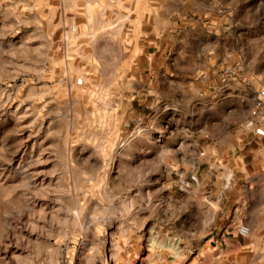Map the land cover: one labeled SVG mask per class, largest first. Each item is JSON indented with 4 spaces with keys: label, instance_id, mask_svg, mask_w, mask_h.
<instances>
[{
    "label": "rangeland",
    "instance_id": "obj_1",
    "mask_svg": "<svg viewBox=\"0 0 264 264\" xmlns=\"http://www.w3.org/2000/svg\"><path fill=\"white\" fill-rule=\"evenodd\" d=\"M242 120L264 0H0V264H264V202L223 189Z\"/></svg>",
    "mask_w": 264,
    "mask_h": 264
},
{
    "label": "crops",
    "instance_id": "obj_2",
    "mask_svg": "<svg viewBox=\"0 0 264 264\" xmlns=\"http://www.w3.org/2000/svg\"><path fill=\"white\" fill-rule=\"evenodd\" d=\"M244 122L245 121L243 120L240 121L239 127L237 129L230 132V134H228V132L223 135V141L226 142V149H222V157H226L225 165L227 170L229 169L235 173L233 182L229 184V186L225 185L223 189H227V193H224L226 198L235 202L232 216L234 215L236 217V221L242 220L239 219L241 217H245L244 206L242 205V207L239 208L240 199L242 204H244V200L246 199V203L248 204L247 208L254 205L258 206L259 204L260 214L263 212H261V208L262 202H264V124L256 120L253 127L249 129L247 133H245ZM211 136V140H214L216 136L218 137V135L214 134H211ZM196 146L197 148L200 147L198 143ZM245 160L246 164L240 165V162L244 163ZM232 161L235 162V166H233L231 169L230 167ZM254 162L255 164H253ZM202 163L208 162L202 161L200 165ZM200 165L197 167L196 173L202 172L203 168L201 170ZM245 172H251L254 173V175L256 174L254 177L256 181L255 186H246V191L244 192V186L241 182V177ZM239 174H241V176ZM231 208H233V205H231ZM228 235L231 241L235 242L232 243L233 246L236 244H241L233 232H228Z\"/></svg>",
    "mask_w": 264,
    "mask_h": 264
},
{
    "label": "built area",
    "instance_id": "obj_3",
    "mask_svg": "<svg viewBox=\"0 0 264 264\" xmlns=\"http://www.w3.org/2000/svg\"><path fill=\"white\" fill-rule=\"evenodd\" d=\"M250 126H252V121H247L245 123V127H250ZM249 230H250L249 226L243 223L242 221H240L239 223L235 225L236 234L239 236H242V237L247 236L249 233Z\"/></svg>",
    "mask_w": 264,
    "mask_h": 264
},
{
    "label": "bare ground",
    "instance_id": "obj_4",
    "mask_svg": "<svg viewBox=\"0 0 264 264\" xmlns=\"http://www.w3.org/2000/svg\"><path fill=\"white\" fill-rule=\"evenodd\" d=\"M249 232H250V230H249ZM249 234V233H248Z\"/></svg>",
    "mask_w": 264,
    "mask_h": 264
}]
</instances>
